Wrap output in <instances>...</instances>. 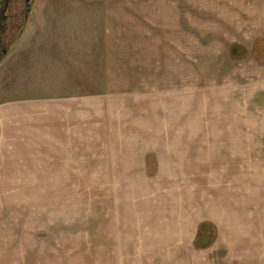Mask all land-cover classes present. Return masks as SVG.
I'll list each match as a JSON object with an SVG mask.
<instances>
[{
  "label": "rangeland",
  "instance_id": "1",
  "mask_svg": "<svg viewBox=\"0 0 264 264\" xmlns=\"http://www.w3.org/2000/svg\"><path fill=\"white\" fill-rule=\"evenodd\" d=\"M44 22L60 76L36 85L32 130L0 132V264L175 263L132 252L152 226L131 210L168 224L162 200L187 193L194 222L241 225L236 242L212 225L191 264H264V0H34L27 26Z\"/></svg>",
  "mask_w": 264,
  "mask_h": 264
},
{
  "label": "crops",
  "instance_id": "2",
  "mask_svg": "<svg viewBox=\"0 0 264 264\" xmlns=\"http://www.w3.org/2000/svg\"><path fill=\"white\" fill-rule=\"evenodd\" d=\"M55 47H62V29L48 27L46 22H44L42 27H38L36 23H33L27 26L16 45L0 63V132H3L4 129H8V126L9 130H12V133L20 129H28L29 125L30 129H33L35 115L31 117L29 113L31 112L33 114L34 112L36 97L42 101L49 102V93H44L43 90L40 87H36V85L57 82L54 77L60 76L57 75L55 69L61 65H57L56 60L54 64L51 63L52 58H55L52 54L54 51L52 48L55 49ZM49 104L50 103L47 104L48 106L46 108L44 104L42 105L45 109H51ZM222 190L224 191V189ZM171 195L174 197L162 200L167 203H162V206L166 207L169 205V210H171L170 207H175L178 214L175 213V215H173L175 217L174 222H170L168 219V224H164L163 220L159 218L160 215L155 212V206L151 210V205H148L150 203L149 201H146L148 204L145 205L141 203V200H138V203L132 206L133 210H131V216H135V219H132L133 223L145 225V221L148 220L147 222L151 223L152 226L148 230L149 233L146 230L140 235H137L139 238L147 239L146 241H148V243L144 244L141 248L139 240H136L134 243L137 244V246L135 248H130L132 252L133 249L134 253L138 252L139 254L141 250L143 254L149 251L150 255H154L151 260H155L162 259L158 254L162 255L163 252L167 251L171 254V259L175 260V263L170 264H184L183 262L185 260H189L190 262L207 253L210 246L203 249H198L196 247V242L200 236V228L205 223L212 224L216 228L218 227L221 231L219 233L220 237L224 234V236L227 235L229 239L235 238L233 242H236L237 238L241 236L239 230L241 225L237 223L234 224L233 222L227 223L225 220L224 222L222 221V223H220L221 221L215 223L216 221L214 219H216V216H212L209 214L210 212L204 215L206 218L194 222L196 219L200 218L194 213L199 209L201 198L191 193ZM206 195L208 196V194ZM206 195L204 194L203 196ZM208 202L210 205L214 204V200L212 202L211 199H209ZM235 203L232 188L226 189L225 193L218 199V204L224 205V211L229 212V214H231V211H234V206L231 205H235ZM189 211H191L190 214ZM180 216H182L181 219ZM173 223L175 224L172 225ZM180 226L182 227V230L180 228L182 236L179 235L178 232ZM146 227L145 225L142 228L145 229ZM190 234V240H186ZM215 241L213 242L215 243ZM226 242L227 241H225V243ZM130 258H132V261H126L129 258L125 256L124 259L126 262L123 264H138V259H146V257H138V255L130 256ZM134 260H136L135 263ZM189 264H191V262Z\"/></svg>",
  "mask_w": 264,
  "mask_h": 264
},
{
  "label": "flooded vegetation",
  "instance_id": "3",
  "mask_svg": "<svg viewBox=\"0 0 264 264\" xmlns=\"http://www.w3.org/2000/svg\"><path fill=\"white\" fill-rule=\"evenodd\" d=\"M34 0H0V63L27 27Z\"/></svg>",
  "mask_w": 264,
  "mask_h": 264
},
{
  "label": "trees",
  "instance_id": "4",
  "mask_svg": "<svg viewBox=\"0 0 264 264\" xmlns=\"http://www.w3.org/2000/svg\"><path fill=\"white\" fill-rule=\"evenodd\" d=\"M257 46L258 45H262L264 44V39L263 40H258L256 42ZM240 52H245L246 55H248V50L240 45H232L230 47V54L232 57H241L244 56L243 54L244 53H240ZM212 227V224H203L200 228V236L198 238V241L196 242V247L198 249H203V248H206L208 246L211 245V243L213 242L211 236H210V233H211V228ZM208 232V233H207Z\"/></svg>",
  "mask_w": 264,
  "mask_h": 264
}]
</instances>
